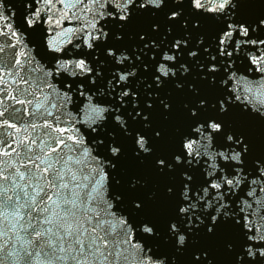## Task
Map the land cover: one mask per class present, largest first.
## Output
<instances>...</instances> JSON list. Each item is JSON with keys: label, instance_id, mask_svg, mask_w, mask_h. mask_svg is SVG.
Wrapping results in <instances>:
<instances>
[{"label": "snow or ice", "instance_id": "snow-or-ice-1", "mask_svg": "<svg viewBox=\"0 0 264 264\" xmlns=\"http://www.w3.org/2000/svg\"><path fill=\"white\" fill-rule=\"evenodd\" d=\"M261 2L0 0V264H264Z\"/></svg>", "mask_w": 264, "mask_h": 264}, {"label": "water", "instance_id": "water-1", "mask_svg": "<svg viewBox=\"0 0 264 264\" xmlns=\"http://www.w3.org/2000/svg\"><path fill=\"white\" fill-rule=\"evenodd\" d=\"M12 7L14 9L19 10L18 15L23 11V4L13 2ZM240 9H241V13L245 16L261 15L264 14V2L244 4L240 6ZM149 23H150L149 21H137L131 27L130 31L135 32L138 30H147ZM199 31L202 35H205L206 37H210L212 34V26L210 23L202 22ZM173 95L175 99V103H174L175 111L173 115L170 117L168 121H163L162 118L160 117L157 118L158 126L165 130V135L168 137H171L175 133V130L180 126L182 105L183 103L188 102L191 96V94H188L186 96L184 93H174ZM233 119L237 124L241 125L252 135L254 140L255 150L258 153L264 154V121H246V120H242L239 117H233ZM166 147H167L166 143L161 145L162 150L165 149ZM121 169L127 170L130 174L141 170L136 169L134 162H132L130 159H124L118 163L116 175L117 178L121 179L122 181L121 188L118 190L123 191L125 192V194H127V189H126L127 176H121ZM142 174L143 177L148 180L149 188H153V186L160 189L163 188V181L161 178L152 176L147 171H143ZM137 195H143V192L138 191ZM162 208H163L162 204H157L154 210H162ZM211 247L213 248V254L215 255L216 258V264H226L227 258L224 254L222 242L217 241L215 242V244L211 245Z\"/></svg>", "mask_w": 264, "mask_h": 264}]
</instances>
